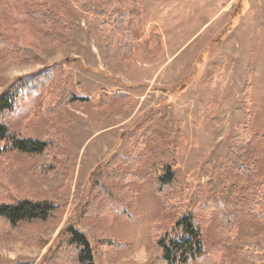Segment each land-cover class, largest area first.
Returning a JSON list of instances; mask_svg holds the SVG:
<instances>
[{"label":"rangeland","instance_id":"374dc122","mask_svg":"<svg viewBox=\"0 0 264 264\" xmlns=\"http://www.w3.org/2000/svg\"><path fill=\"white\" fill-rule=\"evenodd\" d=\"M0 42L38 57L2 65L0 95L21 78L55 71L51 81H64L68 97L50 111L43 93L23 96L6 117L15 135L54 148L53 159L4 153L0 184L61 215L19 226L23 237L0 238V264H40L67 225L84 235L93 264H159L158 230L209 197V183L239 195L257 184L264 193V0H0ZM248 120L251 164L236 173L225 160ZM140 145L149 154L131 171L141 179L127 185L136 195L133 220L82 221L92 175L109 164L127 172L121 161ZM166 150L175 177L168 199L181 202L170 212L145 176ZM235 233L240 246L225 264H263L264 222L245 220ZM216 234L214 221L203 229L206 250Z\"/></svg>","mask_w":264,"mask_h":264},{"label":"trees","instance_id":"16d2710c","mask_svg":"<svg viewBox=\"0 0 264 264\" xmlns=\"http://www.w3.org/2000/svg\"><path fill=\"white\" fill-rule=\"evenodd\" d=\"M38 11L44 13L41 9ZM45 13L52 12L47 10ZM51 18L60 23L54 14ZM0 51L4 54L0 67L13 62L30 63L38 60L33 50L17 43L0 42ZM53 75L42 71L35 77L21 78L0 95V143L3 144L0 147V158L4 153L11 152L27 157L53 159L51 152L54 147L50 140L20 138L10 131L5 121L13 111L16 100L23 96L32 97L36 93H43L42 103L44 106L48 105L45 106L46 109L53 111L59 108L68 97L63 88L65 82L61 81L62 86H58L51 81ZM249 122L246 121L238 130L226 156L225 168L236 173L242 169L248 170L251 164L246 154L256 137L250 133ZM135 151L136 154L130 152L121 161L127 172L109 164L104 171L92 175L91 195L81 206L82 221H91L100 216L133 220L136 195L127 185L141 179L131 171L137 169L149 154L141 145ZM163 153L166 156L153 165L145 176L152 180L154 192L162 200V212H170L177 210L181 202H171L168 199V193L175 185L174 161L168 155V150ZM208 187L209 197L200 198L195 205L188 206L185 212L179 214L167 229L158 230L154 245L160 252L159 264H225L230 253L237 251L240 246L236 238V226L245 220L264 222V193L261 185L240 188L243 190L241 195L232 186L226 188L211 182ZM60 215L56 205L48 201L35 202L17 197L5 182L0 184V238L12 235L23 237L17 233L19 226L45 225L57 221ZM213 221L217 231L216 242L211 249L206 250L203 229ZM31 238H34L33 235ZM55 241L40 264H93L88 242L73 226L67 225L62 229ZM260 253L264 264V251Z\"/></svg>","mask_w":264,"mask_h":264}]
</instances>
